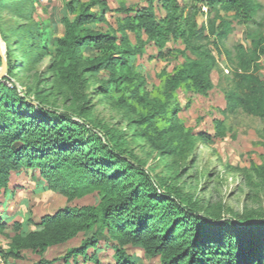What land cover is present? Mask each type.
Returning <instances> with one entry per match:
<instances>
[{
	"label": "trees",
	"instance_id": "16d2710c",
	"mask_svg": "<svg viewBox=\"0 0 264 264\" xmlns=\"http://www.w3.org/2000/svg\"><path fill=\"white\" fill-rule=\"evenodd\" d=\"M207 4L212 9L219 6L234 11L244 21L251 20L260 8L255 0H207ZM68 9L74 17L62 20L64 33L55 40L51 68L69 109L56 107L52 91L41 85L28 88L27 95H21L15 83L0 92V194L7 192L12 172L42 167L46 176L65 171L76 178L73 185L99 189L101 201L44 215L32 223L33 229H28L27 222L14 221V235L6 247H0V255L6 261L22 259L24 251L30 250L41 257L50 246L83 233L81 243L66 252L64 264L78 257L90 259L88 249L98 247L101 240L112 242L116 264H136L125 252L127 245L142 248L148 257H157L159 264H264V216L235 214V221L207 216V208L203 210L191 193L150 172L128 148L121 129L93 117L84 93L88 74L103 70L107 78L98 86L99 92L110 98L119 92L117 102L132 107L138 115L135 123L140 134L159 140L182 127L173 121L179 109L171 107L178 89L205 95L212 88L213 52L222 53L230 22L216 14L206 25L198 26L194 15L183 13L179 0H147L140 6L116 9L105 0H70ZM158 10L163 12L160 17ZM108 12L119 15L115 29L92 27L105 22ZM130 32L146 36L144 42L157 50L155 58L177 59L179 55L183 59L170 70L163 68L159 83L151 90L131 70L129 57L143 51L124 46ZM247 38L249 47L238 46L222 112L241 111L264 119V77L259 74L264 34L251 32ZM178 39L183 49L167 45ZM86 48L95 55L81 65ZM7 68L0 91L11 78L10 61ZM214 122L212 136L222 138L223 122ZM201 135L206 141L212 137ZM5 224L1 221L0 227ZM54 260L38 263L53 264Z\"/></svg>",
	"mask_w": 264,
	"mask_h": 264
},
{
	"label": "rangeland",
	"instance_id": "374dc122",
	"mask_svg": "<svg viewBox=\"0 0 264 264\" xmlns=\"http://www.w3.org/2000/svg\"><path fill=\"white\" fill-rule=\"evenodd\" d=\"M70 0H1L0 1V57L12 65L11 78L4 81L5 92L15 83L21 95H27L28 88L34 90L43 86L53 93V102L61 110L69 109L65 96L59 94L61 84L55 76L51 63L55 40L64 33L63 18L72 19L74 15L68 9ZM111 9L120 6H140L147 0H105ZM259 10L249 21L236 16L234 11H223L219 6L210 8L207 1L179 0L183 13L194 15L198 24L206 25L209 18L222 15L231 24V31L221 46L222 53L213 52L216 65L210 73L212 88L205 94H196L184 89L176 91L171 107H177L178 113L173 121L182 127L169 132L161 139L140 134L135 120L138 115L132 107L117 102L120 93L110 98L98 90L100 83L107 78L103 70L88 74L89 83L84 93L89 97L92 116L109 125L118 127L125 133L129 149L142 160L153 175L172 180L184 191L199 200L206 215L227 217L235 221V214L264 216V119L246 115L224 114V93L232 85V69L239 45L249 47L247 35L251 32L264 34V0H255ZM98 9V8H95ZM162 11H157L160 17ZM119 15L108 12L105 22L92 27L100 30L115 29ZM124 46L128 49H142L129 57L131 70L144 79L145 87L151 90L159 83L160 71L168 70L183 61L170 57L160 60L154 57L157 50L151 43H145L146 36L127 33ZM207 41H203L206 43ZM167 45L183 49L180 39L169 40ZM190 54L189 52H187ZM95 55L91 48L81 54V65ZM259 74L264 77V56L260 58ZM1 68V65H0ZM43 83V84H42ZM0 93V94H1ZM215 120H222L224 136H212L215 133ZM191 129V132L188 131ZM201 133L212 136L208 141ZM42 168V167H41ZM41 168L23 167L9 176L7 192L0 194V247H6L14 231V221L27 222L33 229L44 215H54L65 207L97 205L101 201L99 189L93 186L73 185L76 178L61 171L59 175L42 174ZM3 217V218H1ZM5 217V218H4ZM10 217V218H8ZM31 220L29 223L27 220ZM85 237L79 233L76 237L50 246L40 255L24 251V259L18 264H37L41 259L54 260L53 264H64L66 252L78 246ZM111 241H100L95 249H88V257L68 260V264H116ZM127 255L136 264H159L157 257H148L142 248L125 246Z\"/></svg>",
	"mask_w": 264,
	"mask_h": 264
},
{
	"label": "water",
	"instance_id": "95a60500",
	"mask_svg": "<svg viewBox=\"0 0 264 264\" xmlns=\"http://www.w3.org/2000/svg\"><path fill=\"white\" fill-rule=\"evenodd\" d=\"M5 71H6V62L4 60V57H1V68H0V79H2V77L5 75Z\"/></svg>",
	"mask_w": 264,
	"mask_h": 264
},
{
	"label": "crops",
	"instance_id": "0c3cea01",
	"mask_svg": "<svg viewBox=\"0 0 264 264\" xmlns=\"http://www.w3.org/2000/svg\"><path fill=\"white\" fill-rule=\"evenodd\" d=\"M24 259V257L22 259H10L8 264H18L19 262H22V260ZM39 264V263H37Z\"/></svg>",
	"mask_w": 264,
	"mask_h": 264
},
{
	"label": "built area",
	"instance_id": "2783aa9c",
	"mask_svg": "<svg viewBox=\"0 0 264 264\" xmlns=\"http://www.w3.org/2000/svg\"><path fill=\"white\" fill-rule=\"evenodd\" d=\"M200 1H207V0H200ZM9 260H5L1 255H0V264H8Z\"/></svg>",
	"mask_w": 264,
	"mask_h": 264
}]
</instances>
